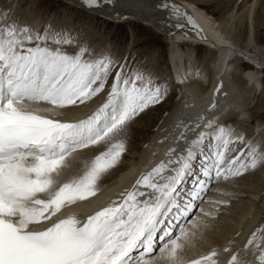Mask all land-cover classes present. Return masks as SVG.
Here are the masks:
<instances>
[{"label": "snow or ice", "instance_id": "1", "mask_svg": "<svg viewBox=\"0 0 264 264\" xmlns=\"http://www.w3.org/2000/svg\"><path fill=\"white\" fill-rule=\"evenodd\" d=\"M82 3L95 9L115 0ZM168 91L152 71L131 68L108 48L95 49L51 25L41 33L0 14V264H264V226L242 249L192 251L206 243L219 205L229 203L211 201L215 211L200 208L195 215L212 184L264 163V145L219 123V116L201 115L192 127L185 125L200 129L191 141L183 131L176 137L187 148H169L165 160L86 219L64 214L96 195L127 150L131 123L164 102ZM101 96L83 118H60ZM236 144L243 147L230 156ZM85 150L93 155L81 162Z\"/></svg>", "mask_w": 264, "mask_h": 264}, {"label": "bare ground", "instance_id": "2", "mask_svg": "<svg viewBox=\"0 0 264 264\" xmlns=\"http://www.w3.org/2000/svg\"><path fill=\"white\" fill-rule=\"evenodd\" d=\"M115 1L125 6L136 7L139 13H143L139 17L134 15L126 17L138 19L141 23L153 26L160 32L170 34L167 39L168 74L172 83L171 89L179 90L180 96L158 127L156 126L157 128L150 133V138L144 140L142 137V143L138 146L130 144L129 150L122 154L120 163L100 182L99 191L94 197L79 201L63 210L65 215L72 212L82 220L99 210L100 207L107 205L111 200L117 199L121 191L130 189L142 172L150 170L161 160L166 159L165 153L169 148H176L178 153L187 148L186 140L194 139L200 129H196L195 132L187 131L185 125L192 127L201 115L207 118L219 116V123L231 126L245 135L246 139L257 144L259 140L264 139L263 121L257 120L254 124L255 128L253 127L254 130L244 126L246 122L252 121L255 115L264 113L262 97L264 85L260 77L264 69V49L257 44L254 38V23H252L254 21L253 12L262 0H239L240 4L237 7V0H194L193 2L182 0L181 5H176L178 0H162L165 2L163 4L169 6L170 16L174 17L168 19L169 21L165 16L163 17L164 14L158 13L157 15L156 0ZM204 1L214 3L226 1L227 4L231 3L232 7L219 22L215 23L208 19L207 14H202L201 9L198 8ZM72 2L85 7L82 0H72ZM184 5L185 7H182ZM173 6L190 16L198 28H187L184 24L189 27L193 25L188 23L187 16H177ZM98 10L101 9L98 8ZM126 17L108 18L121 21ZM179 19L183 21L180 20V22ZM243 19L247 23V37L241 48L231 42L230 34L233 21L237 20L239 23ZM175 24L184 26L173 27ZM166 26H171V32L163 30L162 27ZM204 29L209 37L204 34ZM198 31L201 34H198ZM203 46L213 48L214 55L198 57V50ZM215 52H219L218 56H215ZM241 58L251 66L247 70L243 69V72L246 70L244 73H240L242 70L239 69L237 72L240 74L235 75V65ZM218 85L222 87L220 92L216 93L215 89ZM103 99L104 97L101 96L88 103L86 107L68 110L60 118H83L102 103ZM213 103L216 105L214 109L212 108ZM182 131L185 133L186 140H177L176 137ZM137 140L139 139L133 136L131 142ZM233 147L235 151L231 152L230 156H235L243 145L236 144ZM92 155L93 153L89 150L83 151L80 154L81 162ZM261 164L264 165V163H258L255 169H249L242 176L212 184L211 190L204 198L205 202L200 203L194 210L195 215H200V208L215 211L217 206L211 201L227 200L229 203L219 205V213L211 221L205 233L206 243H201L197 249L192 251L198 254L200 251L207 252L213 247L222 250L225 246L231 247L233 251L242 249L251 233L264 226V168ZM188 186L190 187V184ZM192 218L194 217L189 219ZM191 254L192 252L189 253ZM226 258L227 254L221 256L222 260ZM241 258L255 262V257L250 253L247 256L241 253Z\"/></svg>", "mask_w": 264, "mask_h": 264}, {"label": "rangeland", "instance_id": "3", "mask_svg": "<svg viewBox=\"0 0 264 264\" xmlns=\"http://www.w3.org/2000/svg\"><path fill=\"white\" fill-rule=\"evenodd\" d=\"M193 1L194 0H183V2ZM181 3L182 0H178L176 5H181ZM239 4L240 1L237 0L236 7ZM182 7H185V5ZM231 7V3L227 4L226 1L220 3L204 1L198 6V8L201 9L200 11H202V14H207L208 19L215 23L219 22V20L231 10ZM0 14L11 15L23 22H27L41 33H43L48 25H51L54 30H66L74 40L76 38H79L80 40L87 39L95 49L108 48L111 50L114 58L118 61L124 62L126 59L131 68H135L138 65L142 66L152 71L157 77H159L161 82H166L169 89V96H167L166 100L141 114L129 126L126 137V144L128 145L126 151L129 150L128 147L131 145H140V143H142V137L144 140L150 138V133L158 127L162 119L171 110V107L178 101L180 92L176 88L171 89L172 83L169 79L170 75L168 74L167 67V39H169L168 35L170 34L167 35L160 32V30H157L155 27L143 24L138 21V19L135 20V18L126 17L121 21H115L112 18L104 17L105 14L103 13L90 11L85 7L76 5L72 0H0ZM170 15L171 13H168L165 16L166 20L174 18ZM253 15L254 21H252V23H254V38L257 44L264 49V0L259 2ZM180 20L183 21V19H179V21ZM185 21L187 20L185 19ZM239 27L241 29H239ZM232 28V33L230 34L231 42L238 47L243 48L247 37V23L245 19L239 23L237 20H234ZM204 34H206V36L208 35L207 31L205 32V29ZM206 47L207 46H203L198 50V57L203 58L214 55L213 48ZM218 54L219 52H215V56H218ZM237 62L239 63L235 65V75H239L243 72V69L246 68L247 70L251 66L242 58ZM239 69L242 70L240 73L237 72ZM246 70H244V72ZM260 77L262 78L264 85V69ZM262 97L264 99V95ZM257 120L264 122V113L255 115L252 118V121H249L250 123L246 122L244 126L254 130V124ZM133 136L137 137L139 140L131 142ZM263 140L264 139L259 140L261 145H264V142H262ZM261 166L264 168L263 164H261Z\"/></svg>", "mask_w": 264, "mask_h": 264}, {"label": "water", "instance_id": "4", "mask_svg": "<svg viewBox=\"0 0 264 264\" xmlns=\"http://www.w3.org/2000/svg\"><path fill=\"white\" fill-rule=\"evenodd\" d=\"M156 3H157V9H156L157 15H158V13H161V15L164 14L163 15V17H164L168 14L166 12L170 13L169 6H163V5H166V4H163V3H165L164 1L156 0ZM85 8H87V7H85ZM161 8H163V10ZM87 9L90 11H95L97 13H103V14H105L104 16H111V17H115V18H122V17L128 16L130 14H134V15L139 17L143 14V13H139L136 10V7L125 6V5L118 3L117 1H115V3L112 5H106L103 8H99L101 10H98V8H95V9L87 8ZM161 15H159V16H161ZM148 19H150V18L148 17ZM166 27H162L163 30L165 29V30L169 31L171 26L170 27L166 26ZM187 28H189V27L187 26ZM199 33L201 34L200 31H199Z\"/></svg>", "mask_w": 264, "mask_h": 264}]
</instances>
